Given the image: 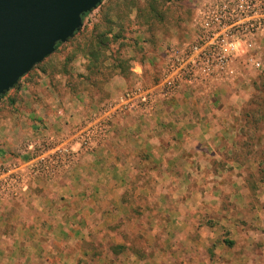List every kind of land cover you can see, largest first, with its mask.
I'll use <instances>...</instances> for the list:
<instances>
[{
    "label": "rangeland",
    "instance_id": "obj_1",
    "mask_svg": "<svg viewBox=\"0 0 264 264\" xmlns=\"http://www.w3.org/2000/svg\"><path fill=\"white\" fill-rule=\"evenodd\" d=\"M140 2L143 3V0ZM195 3L196 0L169 2L168 6L175 10V15H182L184 19L181 29L179 26H171L169 31L160 32L157 41L153 43L141 41L143 36L139 25L132 22L126 31L123 53L134 56L138 47H143L145 53L142 52L143 56L137 54L140 63H134V73L130 79L123 78L124 80L111 84L109 88L113 78L104 92L86 90L69 93L66 87L68 76L57 74L53 81L43 73L33 81L26 79L21 88L8 91V96L0 103V150L3 151L0 165L27 160L30 156L28 144L31 142L46 140L55 145L68 140L103 103L121 96L137 84L150 86L157 78L161 79L166 49L173 43H183L185 39L192 37L194 11L192 18H189L191 14L188 8ZM101 5L89 12L81 29L98 20ZM118 46L119 43L113 45L114 49ZM259 46L256 53H250L260 60V66L250 63V53H244L235 58V78L231 81L208 87L184 84L176 96L160 99L152 115L136 111L117 114L111 133L104 143L94 150L80 154L71 168L54 176L38 177L25 192L15 198H0V209L4 208L0 210V219L7 221L6 235L13 236L16 223L24 222L27 216L23 214V210L30 203L33 207L40 204L43 196L55 203L67 201L68 197L56 200L57 196L46 194V190L56 193L61 187L69 190L105 187L103 179H106L105 174H109L112 175L111 183L115 189H135L136 184L156 187L158 184V188L154 189L165 194V197L160 198L159 214L152 215L146 214V210H139L142 208L141 202L146 200L144 197L138 196L136 199L130 196L121 199L120 194H117L111 199L116 204L112 205V210L108 206L105 222L93 235L96 240L104 242V250L110 252V260L115 261L112 264H119L120 259L126 260L120 264H139L135 262V258H129L130 254L138 250L146 256L141 259L142 264L149 258L148 255L156 256V260L148 264H264V182H256V192H251L245 178L251 171L255 181L260 179L256 161L248 159L241 165L233 160L234 152L227 150L238 147L236 140L239 139L238 130L243 125V108L262 93L264 34ZM82 62V59H78L76 71H83ZM138 66H141L142 71ZM56 81H60V84H56ZM59 94L68 99L64 105L52 101L54 95ZM10 98H15V102L11 104ZM43 106L45 109H42ZM158 111L167 117L162 119L160 116L158 123H155L154 115ZM176 121L190 123L193 133L185 137V140L161 130L171 127ZM198 122L207 125L214 132L194 129ZM261 133L260 144L263 146L264 129ZM146 137L148 141L147 145L143 143L144 150L135 149L136 144ZM172 139L185 147L161 151L159 164L153 162L151 157L140 160L139 164L128 162L125 150L121 149L122 145L129 142L135 154L145 153L151 143L167 141L170 144ZM107 143L116 148L112 159L106 156L103 148ZM175 153L180 157L176 156L175 160L167 164L164 157L168 159ZM183 156L189 157L184 163ZM214 159L221 164L213 166ZM80 173L85 175L84 182L76 181ZM64 175L72 177V181L58 186L59 178ZM157 178L159 179L156 180ZM98 179L100 181H96ZM30 191L32 197L27 195ZM151 196L152 194L148 195V204L151 206L153 200L155 209L156 204ZM81 200V204L83 202L87 206V201L92 199L86 197ZM93 200L97 206L102 207L105 198ZM121 201L127 204L121 205ZM147 212H151L150 207ZM187 224L192 228L189 233H186ZM141 228L144 229L143 234L135 232ZM225 237L235 239V244L227 245L223 242ZM122 241L129 243L124 250L126 254L118 252L122 247L120 245H126L117 243H123ZM18 248L20 255L27 252L24 246H8L5 257ZM14 253L16 257L17 251L14 250ZM19 254L17 259H20ZM40 263L42 262L39 261L38 264Z\"/></svg>",
    "mask_w": 264,
    "mask_h": 264
},
{
    "label": "built area",
    "instance_id": "obj_2",
    "mask_svg": "<svg viewBox=\"0 0 264 264\" xmlns=\"http://www.w3.org/2000/svg\"><path fill=\"white\" fill-rule=\"evenodd\" d=\"M194 7L193 38L169 45L157 84H137L103 103L66 141L55 145L46 140L29 143L27 160L0 165V198H15L38 177L71 168L80 154L104 143L117 114L136 111L152 115L160 99L176 96L184 84L208 87L234 79L235 58L260 48L264 0H196ZM248 61L261 65L252 53Z\"/></svg>",
    "mask_w": 264,
    "mask_h": 264
},
{
    "label": "crops",
    "instance_id": "obj_3",
    "mask_svg": "<svg viewBox=\"0 0 264 264\" xmlns=\"http://www.w3.org/2000/svg\"><path fill=\"white\" fill-rule=\"evenodd\" d=\"M140 71H142L141 66H138ZM138 71V70H137ZM141 74V73H139ZM119 80H124L122 77H115L112 82L110 83L109 88L111 87V84L120 82ZM68 100L67 97L63 98L61 95H54L52 101H56L59 103V105H64ZM42 109H45L43 106ZM167 111H165L166 114ZM160 114V115H159ZM170 114V113H169ZM168 114V115H169ZM162 117V119L166 118L167 115H164L163 112H156L154 115V121L155 123H158V117ZM160 117V118H161ZM153 118V117H152ZM167 123V122H166ZM190 123H183L176 121L174 125L171 124V127L167 128H161L162 132L164 131L165 134L173 133L177 139L185 138L187 136H190V134L193 133L192 129L189 126ZM197 126L194 127V129L201 130L204 132L212 133L214 132L213 129H210L207 125L203 124L202 122H198L196 124ZM142 129H144L142 127ZM167 131V132H166ZM146 132V131H145ZM148 135V133H146ZM142 138L135 147L137 150H144L143 149V143L146 144L148 139L146 137L145 140ZM143 140V141H142ZM185 140V139H184ZM162 142V141H161ZM175 144V145H174ZM147 145V144H146ZM185 145L177 143L173 141L169 144L167 141H164L162 143H157L149 145V149L145 151V153H134V149H131L129 142H126L124 145L121 146L122 150H125L126 152V158L128 162H132L135 164H139V161L146 158H152L151 160L157 164H159L161 158V151L164 152L169 149H182ZM104 151L107 157L110 159L113 158L116 148L113 147L111 143H107L105 145ZM163 156V155H162ZM179 154L172 156L168 159H165L166 163L169 164L172 160H175ZM180 157V156H179ZM182 157V156H181ZM180 159V158H179ZM189 157L183 156V163L184 160H188ZM215 160V159H214ZM142 163V162H141ZM189 164L190 162L187 161ZM133 173V172H132ZM136 173V172H135ZM84 174L80 173L77 176L76 180L77 182L82 181L84 182ZM103 179L105 182V187H98L95 186L93 189L91 188H78V189H66L62 188L57 190L55 192H49V190H46V194L49 195H56L57 199L60 200L63 197H68L67 201H59L58 203H55L54 201H48V198L43 196V200H41L40 204H35L33 207L30 203V205L26 206L23 210V214L27 216L24 219V222L20 223L17 222L14 229L13 236L9 237L6 235V227H7V221L0 219V264H38L39 261H41L43 264H66L65 262H69L71 264H112L115 263V261L110 260L111 253L107 252L106 246L104 242L98 241L95 239L94 235L95 230H100L101 226L105 222L106 214L110 210H112V205H115L112 203L111 199L116 197L117 194H120L121 199L122 198H129L130 196H134L136 199L138 196L144 197L141 202L142 208L139 209L140 211L145 212L146 214H159L161 209V197H165L164 193H161L160 190H155L158 188V184L156 187L154 186H144L140 184H136L135 189H123V187L119 189H115V186L112 185V175L105 174ZM109 182H108V180ZM157 178L156 180H158ZM72 181V177L69 175H64L59 178L58 180V186H62L63 184ZM100 181V179L96 180ZM123 182V180H121ZM134 180L132 181V183ZM107 186V187H106ZM155 188V189H154ZM118 192V193H117ZM152 194V198L154 199V202L156 204V207L154 209L153 207V200L152 205L150 206L148 204V195ZM29 197H32V193H28ZM88 198L92 199L91 201H87L88 205L85 206L84 203L80 201L81 198ZM42 198V197H41ZM99 198H105L104 205L102 207H99L96 205V201L93 199H99ZM160 201V203H159ZM63 202V203H62ZM115 202V201H114ZM146 202V205H145ZM99 203V201H98ZM124 203V202H123ZM121 201V205L123 204ZM125 205L127 203H124ZM40 206V207H39ZM108 206L109 209H108ZM150 207L151 212H147V208ZM38 208V209H36ZM123 208V207H122ZM136 208L137 205H136ZM1 211L4 210V208L0 209ZM39 210V211H38ZM38 211V212H37ZM121 216V215H120ZM98 217V220L96 219ZM188 231L186 233H189V230L192 231V228L189 224H187ZM130 227V225H129ZM158 227H155L154 231H156ZM132 229V228H131ZM135 231V230H134ZM139 234L144 233V229L141 228L139 231H135ZM82 236V237H80ZM185 236V234H184ZM188 237V235H187ZM122 240H125L122 238ZM85 242V243H81ZM117 242L119 244H126V245H120L122 246L121 253H125L126 246H129V243H126L125 241ZM11 246L13 248L24 246L26 247V251L24 255H20L19 251L20 248L17 250V255L19 254L20 259L14 257L15 253L14 250L10 251L11 253L5 257L7 254L6 247ZM56 246L58 247V250H56ZM3 248V250H2ZM123 248V249H122ZM39 252H37V250ZM102 249V250H101ZM111 248L108 250L110 251ZM126 254V253H125ZM128 255V254H127ZM129 256V255H128ZM131 257L129 258H135V262L141 263V259H145L146 256L143 255V253L133 252L130 254ZM149 258L144 260L143 264H148L149 262L155 261V255H148ZM126 259V257H125ZM120 262L125 263V261L119 260ZM40 263V264H42Z\"/></svg>",
    "mask_w": 264,
    "mask_h": 264
},
{
    "label": "trees",
    "instance_id": "obj_4",
    "mask_svg": "<svg viewBox=\"0 0 264 264\" xmlns=\"http://www.w3.org/2000/svg\"><path fill=\"white\" fill-rule=\"evenodd\" d=\"M140 1L104 0L97 21L92 25L86 24L65 43H57L56 50L24 75L13 90L24 86L26 79L33 81L42 73L50 76L53 81L57 74L68 76L66 87L68 92L73 94L86 90L104 92L107 85L116 76L130 79L134 73V63H140L137 54L142 55L145 51L143 47H138L135 49L134 56L123 53L128 26L132 22H136L141 30V36H143L141 41L153 43L157 41L160 32L169 31L171 26L175 28L179 26L181 29L180 26L184 21L182 15H175V10L168 6L172 0H143V3ZM188 9L191 14L189 18H192L193 11L195 12L194 5ZM88 14L83 15V21ZM192 38L193 33L189 40L185 39V42ZM137 41L141 44L140 39L137 38ZM116 43H119V46L114 49L113 45ZM78 59L83 61V71H76ZM159 79L157 78L150 86L157 84ZM261 81L262 93L251 99L247 107L243 108L241 114L243 125L238 130L239 139L236 140L238 147L227 149L234 152L233 160L241 165L245 164L248 159L256 161L260 179L255 181L251 171L245 178L253 193L257 189L256 182H264V145L260 144L261 132L264 129V73L261 76ZM57 83L60 84V81H56ZM6 96H8V92L2 96V99ZM9 101L12 104L15 102V98H10ZM2 153L3 151L0 150V155ZM212 161L213 166L221 164L219 161ZM223 242L232 246L235 244V239L225 237ZM138 253L141 251L138 250Z\"/></svg>",
    "mask_w": 264,
    "mask_h": 264
},
{
    "label": "water",
    "instance_id": "obj_5",
    "mask_svg": "<svg viewBox=\"0 0 264 264\" xmlns=\"http://www.w3.org/2000/svg\"><path fill=\"white\" fill-rule=\"evenodd\" d=\"M104 0H0V103L18 81L81 30Z\"/></svg>",
    "mask_w": 264,
    "mask_h": 264
}]
</instances>
